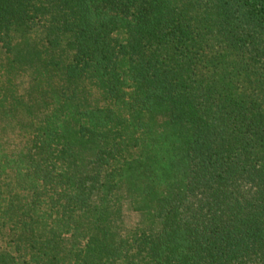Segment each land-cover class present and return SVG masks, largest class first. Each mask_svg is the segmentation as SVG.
Instances as JSON below:
<instances>
[{"label":"trees","instance_id":"16d2710c","mask_svg":"<svg viewBox=\"0 0 264 264\" xmlns=\"http://www.w3.org/2000/svg\"><path fill=\"white\" fill-rule=\"evenodd\" d=\"M0 264H264V0H0Z\"/></svg>","mask_w":264,"mask_h":264}]
</instances>
